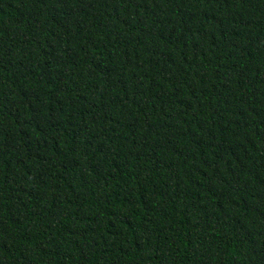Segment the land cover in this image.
I'll use <instances>...</instances> for the list:
<instances>
[{"label":"trees","instance_id":"1","mask_svg":"<svg viewBox=\"0 0 264 264\" xmlns=\"http://www.w3.org/2000/svg\"><path fill=\"white\" fill-rule=\"evenodd\" d=\"M0 264H264V0H0Z\"/></svg>","mask_w":264,"mask_h":264}]
</instances>
